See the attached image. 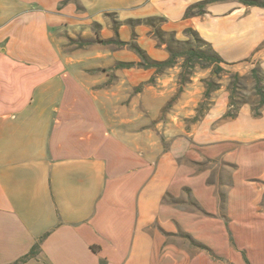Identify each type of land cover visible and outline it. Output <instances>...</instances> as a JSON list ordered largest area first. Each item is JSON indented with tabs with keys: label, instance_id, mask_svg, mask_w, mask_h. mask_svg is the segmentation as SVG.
I'll use <instances>...</instances> for the list:
<instances>
[{
	"label": "crops",
	"instance_id": "obj_1",
	"mask_svg": "<svg viewBox=\"0 0 264 264\" xmlns=\"http://www.w3.org/2000/svg\"><path fill=\"white\" fill-rule=\"evenodd\" d=\"M204 1L0 0V264H264V107L228 90L264 7ZM149 17L224 60L209 96L182 57L117 67L168 58Z\"/></svg>",
	"mask_w": 264,
	"mask_h": 264
},
{
	"label": "trees",
	"instance_id": "obj_2",
	"mask_svg": "<svg viewBox=\"0 0 264 264\" xmlns=\"http://www.w3.org/2000/svg\"><path fill=\"white\" fill-rule=\"evenodd\" d=\"M214 1V0H206L204 2L194 4L189 6L186 9L185 15H191L195 9H197V13H201L200 6L203 4ZM241 3L248 6H260L264 7V0H237ZM145 23L150 24L154 28V35L158 42L166 44V50L168 52V58L164 61H157L146 55L139 47L135 44H130V47L134 49L136 54L138 55L140 61L137 63L128 62V63H118L117 67H131L138 66L145 69L153 68L155 69V73H161L165 68L171 67L175 64L176 59L182 57V71L180 73V87L178 89V93L181 90V86L184 85L185 82L189 80V77L192 73L195 65H200L202 67H211V77L210 79L204 81L206 85V91L204 96H209L210 92L215 90L218 87L215 80L220 77L223 72V68L221 67L224 64V60L212 49L210 44L204 41L199 34L193 29H186L185 32L188 35V39L180 40L175 38V34L173 32H166L161 30L160 28L155 27L156 22H163L162 18L158 17H149L146 18ZM96 40L100 43H105L106 41L100 40L97 36ZM252 79V89L253 95L256 97L255 102L257 109L264 107V73L259 68H253L248 75ZM245 76H241L238 73L231 74L230 81L228 84L230 103L234 105L237 103L235 99H237V91L238 84L241 79ZM147 82H153V78L148 80ZM239 100V99H238ZM245 101V100H239ZM229 115V114H228ZM25 259L22 258V260ZM20 260V261H22Z\"/></svg>",
	"mask_w": 264,
	"mask_h": 264
},
{
	"label": "rangeland",
	"instance_id": "obj_3",
	"mask_svg": "<svg viewBox=\"0 0 264 264\" xmlns=\"http://www.w3.org/2000/svg\"><path fill=\"white\" fill-rule=\"evenodd\" d=\"M251 96H254L252 89V79L249 76H245L239 81L236 97L239 100H246L251 98Z\"/></svg>",
	"mask_w": 264,
	"mask_h": 264
}]
</instances>
